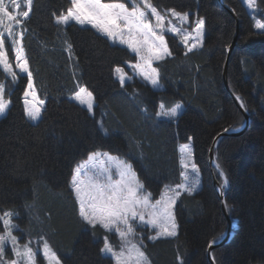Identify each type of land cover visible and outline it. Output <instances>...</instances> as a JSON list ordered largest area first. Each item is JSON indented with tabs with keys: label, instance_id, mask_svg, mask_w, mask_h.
<instances>
[{
	"label": "trees",
	"instance_id": "trees-1",
	"mask_svg": "<svg viewBox=\"0 0 264 264\" xmlns=\"http://www.w3.org/2000/svg\"><path fill=\"white\" fill-rule=\"evenodd\" d=\"M152 2L158 10L190 11L205 21L202 46L192 51L165 34L172 55L153 63L161 88L135 77L121 86L114 67L134 61L135 55L90 26L57 24L55 17L67 11L70 0H33L22 25L24 56L44 100L37 121L24 114L26 75H17L13 83L0 70L10 100L0 117V214L16 213L12 219L19 240L43 237L62 264H114L100 251L104 236L114 240V234L82 221L69 183L74 166L96 150L128 162L156 199L163 187L180 182L179 145L191 141L201 185L177 199L175 237H143L151 264H210L207 246L226 228L207 154L215 134L244 120L221 75L235 20L218 0ZM224 2L238 18L228 86L247 109L249 124L239 135L221 137L214 148L228 179L226 207L236 225L212 255L216 264H253L264 262V30L254 28L241 0ZM256 2L263 10L264 0ZM80 86L93 94L92 113L69 98ZM179 102L183 107L176 117L156 115L160 103L168 108Z\"/></svg>",
	"mask_w": 264,
	"mask_h": 264
},
{
	"label": "snow or ice",
	"instance_id": "snow-or-ice-1",
	"mask_svg": "<svg viewBox=\"0 0 264 264\" xmlns=\"http://www.w3.org/2000/svg\"><path fill=\"white\" fill-rule=\"evenodd\" d=\"M130 3L131 8L122 0H71V7L65 14L56 17V23L67 25L74 21L82 27L90 26L113 43L126 45L138 58L137 63L130 67L137 70L138 74L153 86H158L160 73L156 67H153V62L172 55L164 33L167 31L179 35L182 42L188 46V51H192L202 46L205 21L199 18L192 32H188L182 26L178 27L177 23H173V20L180 25L187 23L188 12L181 13L175 9H165L161 12L152 0H130ZM246 3L249 8L256 6L255 0H246ZM24 5L26 10L20 12V0H0V27L5 29L8 37H14L15 34L13 24H6L5 20L22 26L30 16L33 0H24ZM10 8L15 9V14ZM255 27L264 29V22L257 20ZM4 35L5 33L0 32V68L15 83L17 72L8 60ZM19 37L22 40L23 32L19 33ZM190 39L193 40L191 45H189ZM13 43L20 44V41L13 39ZM15 61V69L27 73L28 78V89L24 93L25 114L36 121L41 116L44 101L39 100L34 91L32 72L29 70L22 44L16 48ZM114 72L121 86L124 85L126 78L131 79L121 67H116ZM29 95L32 100L28 99ZM74 99L92 111L94 97L86 88L80 87L74 93ZM9 104L10 100L5 98V85L0 83V115L5 114ZM160 107L163 109L164 105L161 104ZM181 108V104H176L171 109L157 112L156 115L174 118ZM180 152V163L184 169L180 173L181 183L174 186L166 185L160 198L154 202L151 193L144 191V186L138 180L131 165L109 153L99 151L90 153L87 161L73 169L69 183L78 203L82 221L92 228L99 226L106 233L118 235L119 250L113 247L107 235L104 236L103 247L100 249L102 253L110 255L115 260V264H148L145 252L142 250V241L136 242L135 239L138 226L146 225L156 229V235L150 237L153 240L177 235L173 206L182 192L192 194L200 183L199 179L191 178L188 173L189 168L193 173L198 172L195 163L189 164L192 156L190 145H181ZM113 169L118 179H113ZM226 185L227 180H225ZM16 215L12 211H5L0 215V225L4 229L3 233H0V260H3L5 248L10 245L14 258L6 261V264H36V255L41 249L34 250L31 241L23 245L19 243L18 237L13 234L14 230H18L12 219ZM39 241L42 242L44 258L51 264H60L59 258L47 240L40 237Z\"/></svg>",
	"mask_w": 264,
	"mask_h": 264
},
{
	"label": "rangeland",
	"instance_id": "rangeland-1",
	"mask_svg": "<svg viewBox=\"0 0 264 264\" xmlns=\"http://www.w3.org/2000/svg\"><path fill=\"white\" fill-rule=\"evenodd\" d=\"M71 1V0H70ZM241 2H242V4L244 5V7H245V10H246V12L250 15V17L252 18V20H253V26H254V28H256L255 27V23H256V21L257 20H260L261 22H264V9L263 10H261V7L259 6V4L256 2V0H255V8H249L248 7V5H247V3H246V0H241ZM20 3H21V7H20V9H19V11L20 12H23V11H25L26 10V7H25V5H24V0H20ZM128 5V7L129 8H131V3H130V1H129V4H127ZM70 7H71V5H70ZM165 9H173V8H165ZM165 9H162V10H160L161 12H163ZM176 10V9H175ZM10 11H13L14 12V14H15V9H12V8H10ZM176 11H178V10H176ZM235 11V10H234ZM67 12V11H66ZM66 12H63V13H61V14H65ZM178 12H181V13H184V12H188L189 13V20H188V22L187 23H184L183 25H180L176 20H173V23H177V26L178 27H183V29H185V30H187L188 32H192V29L195 27V24H196V22H197V20L199 19V18H201V17H198V16H196V14H193V16L191 15L190 16V11H178ZM236 13V12H235ZM60 14V15H61ZM22 19V18H21ZM55 21H56V17H55ZM74 22V21H73ZM5 23L7 24V23H12L13 24V33L15 34L14 35V37H8L7 36V33H6V31H5V29L3 28V27H0V32H2V33H5V35H4V42H5V50H6V52H7V57H8V60H9V62H11L12 64H13V69L17 72V75H26V77H27V73H21V72H19V70L18 69H15V63H16V61H15V55H16V48L17 47H19L20 46V44H21V40H20V37H19V33L20 32H23L22 31V26L21 25H15V23L14 22H9V21H7V20H5ZM257 29V28H256ZM258 30H264V29H258ZM166 33H170V32H165L164 33V37H165V34ZM235 33V32H234ZM170 34H172V35H175L177 38H178V40L181 42V44L182 45H184L185 46V48H186V50L188 51V46H186L183 42H182V40H181V38H180V36L179 35H176V34H173V33H170ZM237 35V34H236ZM193 36H195V33H193ZM203 36H204V33H203ZM107 38V37H106ZM13 39H15V40H17V41H20V44H16V43H13ZM108 39V38H107ZM109 40V39H108ZM165 40H166V38H165ZM110 41V40H109ZM202 41H203V39H202ZM111 43H113L112 41H110ZM191 43H193V40L192 39H190L189 40V45H191ZM115 44H118V45H120L119 43H115ZM120 46H124V47H126L127 48V46L126 45H120ZM9 47V48H8ZM200 47V46H199ZM199 47H196V48H199ZM196 48H194V49H196ZM8 49H11V50H8ZM128 49V48H127ZM129 50V52H132L130 49H128ZM132 53H134V52H132ZM134 55H135V60L134 61H125V62H123L121 65H116L115 67H114V69L116 68V67H121V68H123L124 69V72H126L127 74H128V76L129 77H131V79L133 78V77H135V78H137V79H140V80H142V81H145V82H147V83H149V84H151L149 81H147V80H145L141 75H139L138 74V72H137V70H135L134 68H132V67H130V65H134V64H136L137 63V60H138V58L136 57V54L134 53ZM155 62V61H154ZM153 62V63H154ZM153 67H154V65H153ZM0 70L3 72V74H4V76H5V78L6 79H9V80H11V77L7 74V73H5L3 70H2V68H0ZM114 75H115V77L119 80V78H118V76L115 74V72H114ZM131 79H127L126 78V80H125V82L126 81H128V80H131ZM0 83H3L4 85H5V80L3 81V80H1L0 81ZM33 84V83H32ZM151 86L153 87V85L151 84ZM80 87H84V86H80ZM79 87V88H80ZM156 87V86H155ZM33 88H34V86H33ZM79 88L76 90V91H78L79 90ZM84 88H86V87H84ZM158 88H161V83H160V81H159V87ZM28 89V78H27V82H26V85H25V89H24V91H23V93H22V102H23V107H24V114H25V95H24V93H25V91ZM87 89V88H86ZM88 90V89H87ZM231 90V89H230ZM34 91H35V89H34ZM75 91V92H76ZM89 91V90H88ZM74 92V93H75ZM35 93H36V91H35ZM74 93L73 94H71L70 96H69V98L71 99V100H73L74 102H76V103H78V104H80L78 101H76L75 99H74ZM36 96L38 97V95H37V93H36ZM5 98L6 99H8L9 100V98H8V96L6 95V93H5ZM28 99L29 100H32V97H31V95H29V97H28ZM38 99L39 100H42V99H40L39 97H38ZM44 101V100H43ZM177 104H181L182 105V103H177ZM81 105V104H80ZM93 105H94V101H93ZM176 105V104H175ZM175 105H173V106H171V107H169V108H161L160 106H161V104L158 106V111L157 112H162V111H165V110H168V109H171L172 107H174ZM81 106H83V107H85V108H87V106L86 105H81ZM43 107H44V105H43ZM43 109V108H42ZM88 110V109H87ZM89 111V110H88ZM92 111H93V108H92ZM92 111H89L90 113H92ZM179 112H180V110H179ZM4 115V114H3ZM2 115H0V117H1ZM162 116V115H161ZM25 117L29 120V121H31V122H35V121H33V120H31L26 114H25ZM164 117H168V116H164ZM171 118V117H170ZM37 121V120H36ZM184 144H189L190 145V147H191V150H192V144H191V141L190 140H188V141H186V142H183V143H181L180 145H179V151H180V146L181 145H184ZM97 151H99V152H101V153H105L106 151H102V150H96V151H94V152H97ZM91 153H93V152H91ZM106 153H108V152H106ZM111 156H114V157H117V158H119V160H122V161H124L125 163H127L124 159H122V158H120V157H118V156H116V155H113V154H110ZM89 156V155H88ZM88 156L85 158V159H83V160H81V161H79L75 166H74V168L78 165V164H81V163H83V162H85V161H87L88 160ZM101 159H104L103 157H101ZM180 161H181V152H180ZM191 163H195L194 162V159H193V151H192V156H191V160L189 161V164H191ZM127 164H129V163H127ZM196 165V164H195ZM73 168V169H74ZM198 169V168H197ZM184 169L182 168V165H181V171H183ZM188 173H189V175H190V177L191 178H197V179H199V181H201V179H200V173H199V171L198 172H196V173H193L192 171H191V168H189L188 169ZM72 174H73V172H72ZM71 177H72V175H71ZM119 177L117 176V175H115V170L113 169V179H118ZM138 178V177H137ZM70 180H71V178H70ZM139 180V179H138ZM140 181V180H139ZM179 183H181V180H180V182ZM179 183H177V184H179ZM200 184L201 183H199V185H198V187H197V189L200 187ZM176 185V184H175ZM171 186H174V185H171ZM164 188L165 187H163L162 188V190H161V192L164 190ZM196 189V190H197ZM195 190V191H196ZM144 191L146 192V193H148L145 189H144ZM161 192H160V194H159V196L156 198V199H159L160 198V195H161ZM156 199H153V202L156 200ZM175 206V205H174ZM174 206H173V209H174ZM173 209H172V211H173ZM5 211H12V210H10V209H7V210H4L0 215H3V213L5 212ZM13 212V211H12ZM14 213V212H13ZM3 228V227H2ZM3 231H4V229H2L1 231H0V233H3ZM156 229H154V228H152L151 226H146V225H142V226H138V227H136V233H137V236H136V242H139V241H142V244L144 245V241H143V237L146 235L147 236V239H149V240H152V239H150V237H152V236H155L156 235ZM13 234L14 235H16L17 237H18V235L13 231ZM114 234V236H115V238H114V240L113 239H110L109 237H108V239H109V241L111 242V244L113 245V247L116 249V250H119V246H120V241H119V238H118V235L117 234H115V233H113ZM19 239V238H18ZM28 241H31L32 243H31V246L34 248V250L35 249H41V251H38L39 252V254H40V257L42 258V260H43V263L44 264H51V262L49 261V260H46L45 258H44V256H43V252H42V242H40L39 241V238H34V239H32V240H27L26 242H28ZM26 242H21L20 240H19V243L21 244V245H23L24 243H26ZM102 247H103V245H102ZM7 248L9 249V251L7 250ZM142 250H143V248H142ZM104 255H108V254H105V253H103ZM110 256V255H109ZM207 257V256H206ZM14 258V256H13V252H12V250H11V246L10 245H8L6 248H5V253H4V257H3V260H0V263H2V264H6V261H8V260H11V259H13ZM36 264H40V261H39V259H38V256L36 255ZM113 259V258H112ZM113 261H114V264H115V260L113 259ZM147 261H148V264H151L150 262H149V260L147 259ZM60 264H62L61 263V261H60ZM253 264H264V262H262V261H255V262H253Z\"/></svg>",
	"mask_w": 264,
	"mask_h": 264
},
{
	"label": "water",
	"instance_id": "water-1",
	"mask_svg": "<svg viewBox=\"0 0 264 264\" xmlns=\"http://www.w3.org/2000/svg\"><path fill=\"white\" fill-rule=\"evenodd\" d=\"M218 2L222 5L223 8H225L231 14V16L235 20V33H234V36H233L230 44L226 48L225 61H224L223 67H222V74H221L222 75V83H223L224 88L227 90V92L231 96L233 102L236 104V106L242 112V114L244 116V120H243L242 124L239 125L238 127L227 128V129L221 130L217 134H215L214 137L212 138L211 145H210V148H209V151L207 154L209 170H210L211 178H212V185L215 189L217 197L220 201L222 212H223L225 219L227 221L226 228H225L223 234L221 235V237L216 239V240H213L215 242L211 241L207 246L206 256H207V259L210 262V264H216V262L213 258V255H212V250L218 246L225 244L231 238V236L233 235V228L236 225L235 221L231 219V217L227 211V207H226L225 198H226V193H227V190L229 187L228 179H227V176L225 175L224 171L222 170L221 166L219 165V163L215 159L214 148H215L218 140L221 137L239 135L247 128V126L249 124L248 111L243 107L239 96L230 90V88L228 86V81H227L228 60H229V56L231 54V51H232V49L236 43V37H237L236 34L238 31V18H237V15H236L234 9L232 7H230L228 4H226L224 2V0H218ZM213 168L217 169L220 172V174H221V172L223 173V175H221L222 176L221 181H219L217 179ZM225 180H227L226 186H225Z\"/></svg>",
	"mask_w": 264,
	"mask_h": 264
},
{
	"label": "crops",
	"instance_id": "crops-1",
	"mask_svg": "<svg viewBox=\"0 0 264 264\" xmlns=\"http://www.w3.org/2000/svg\"><path fill=\"white\" fill-rule=\"evenodd\" d=\"M150 85H151V84H150ZM153 87H154V88H158V87H159V85H158V86H156V87H155V86H153Z\"/></svg>",
	"mask_w": 264,
	"mask_h": 264
},
{
	"label": "bare ground",
	"instance_id": "bare-ground-1",
	"mask_svg": "<svg viewBox=\"0 0 264 264\" xmlns=\"http://www.w3.org/2000/svg\"><path fill=\"white\" fill-rule=\"evenodd\" d=\"M150 85V84H149ZM177 104V103H176ZM175 105V104H174ZM182 106H183V104H182ZM247 110V109H246Z\"/></svg>",
	"mask_w": 264,
	"mask_h": 264
},
{
	"label": "flooded vegetation",
	"instance_id": "flooded-vegetation-1",
	"mask_svg": "<svg viewBox=\"0 0 264 264\" xmlns=\"http://www.w3.org/2000/svg\"><path fill=\"white\" fill-rule=\"evenodd\" d=\"M9 48V47H8ZM8 50H11V49H8Z\"/></svg>",
	"mask_w": 264,
	"mask_h": 264
}]
</instances>
